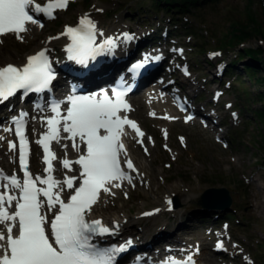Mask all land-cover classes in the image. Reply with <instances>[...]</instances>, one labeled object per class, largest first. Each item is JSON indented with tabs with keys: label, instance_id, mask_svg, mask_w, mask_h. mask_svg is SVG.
Listing matches in <instances>:
<instances>
[{
	"label": "snow or ice",
	"instance_id": "6c2138e0",
	"mask_svg": "<svg viewBox=\"0 0 264 264\" xmlns=\"http://www.w3.org/2000/svg\"><path fill=\"white\" fill-rule=\"evenodd\" d=\"M68 3L69 0H46L44 4L36 0H0V36L14 34L22 41L21 34L28 32L30 26L43 28L42 18L55 19V13L66 10ZM60 36L69 41L64 49L67 59L85 67L98 56L111 54L120 43L135 38L133 34L122 33L98 42L104 33L87 13L79 17L76 25H65ZM48 52L49 49L43 48L29 55L22 65L0 64V105L17 93L23 99L32 93L51 91L56 72ZM160 58L145 57L131 71ZM122 87L89 94L73 92L64 101L53 99L35 104L39 112L51 113L41 116L45 130L35 141L43 151L44 175L33 176L29 168L28 113L21 111L10 118V126L2 127L16 137L8 141V148L17 154L23 178L0 169V264H115L118 254L131 245L130 239L118 246L95 243V237L114 235L119 224L109 226L102 219L89 218L102 193L114 195L112 189L121 188L124 182L133 185V180L142 175L122 139L129 135L124 131L125 125L130 126L140 138L136 143L144 147L143 131L126 114L130 105ZM191 119L192 116L186 117V121ZM62 140L71 141L73 151L78 154L75 160L68 159V145L61 144ZM148 140L151 142V137ZM53 142L65 150L60 161L62 168L72 172V166L78 165V174H65L62 180L52 175L53 161L57 159ZM144 151L147 154L148 149L144 147ZM223 247L222 242L217 243L218 249ZM164 264H195V261L188 255L186 259L169 258Z\"/></svg>",
	"mask_w": 264,
	"mask_h": 264
},
{
	"label": "rangeland",
	"instance_id": "374dc122",
	"mask_svg": "<svg viewBox=\"0 0 264 264\" xmlns=\"http://www.w3.org/2000/svg\"><path fill=\"white\" fill-rule=\"evenodd\" d=\"M153 2L155 0H75L66 10L58 13L56 21H48L43 28H38L40 32L36 41L30 40L25 34L24 41H18L11 35L5 37L0 42V54L14 61L15 56L33 51L44 43L47 35L60 31L64 22L73 23L84 11L90 12L105 27L127 24L133 28L141 26L145 29L146 26H158V20L162 14L159 13V17H157L155 13H152L148 5ZM161 3L165 4L163 0ZM193 12L199 14V19L191 13L190 15L187 13L176 14L175 17L181 21L180 26L184 24L185 27H189L191 25V30L184 31V35L195 32L202 35L203 51H196L192 47L195 42L192 36L179 37L182 42L189 43L187 45L190 52L187 56L194 73L191 78L194 85L196 80L203 82L205 77L213 76L214 64H208L205 60L207 50L220 48L224 59L229 61L233 59L237 51L241 50L240 47L260 45L263 51L258 56H264V43L261 42L258 35L253 34V29L258 24L264 28V3L262 0L206 1L194 8ZM184 15L186 16L184 17ZM251 17L256 20V23L251 21ZM164 18L168 21V16ZM246 24L250 28L252 27L253 35L246 37L245 42L239 45V40L233 35L236 31L233 26L239 28ZM143 25L146 26L143 27ZM58 44L57 41L56 45ZM220 57H216V59ZM258 66L255 74L264 75L262 60L258 61ZM240 76L237 77V80L232 81V87L237 93L229 89L221 97V105L225 101H232L233 109L240 111V117L236 122L228 119V112L221 114L227 119L226 129H239L237 136L232 137L231 132L228 133L231 141L227 147L216 143L211 133L202 129L196 122L183 124L177 120L169 126L170 137L166 140L172 148L169 153L162 148L161 143L165 139L161 136L160 127L165 122H159L148 115V111L157 105L153 108L147 106L137 109L136 116L143 121L149 132L153 133L156 138V144L150 145L151 150L148 156L141 151L140 153L145 156H143L142 163L151 164L155 170L157 184L155 183L153 186L150 184L149 188L137 186L136 189H131L128 192L127 197L121 193L122 196L115 200L111 208L118 209L122 201L126 202L127 207L133 205L139 207L144 204L149 206L151 204L147 202L152 201L159 205L164 200L156 199L158 192L161 193L169 186L179 187V193L175 195H188V200L184 203L179 201L180 206L177 211L161 213L157 219L147 221L152 225V230L167 228L169 231L180 233L178 230L184 226L183 229L189 230V233L183 237L199 241L202 239L208 247L207 252H211L212 240L208 238L209 234L205 231L204 224L202 222L198 224L197 218L200 212H196L198 211L196 201L206 188L224 186L228 188L233 197V207L236 211L235 219H232L230 224L229 233L234 237L231 238V243L234 244L235 241L240 243L244 252L250 253V256L256 259V264H264V120H260L252 108L241 109V102L248 101L249 97L253 98L259 89H264V84L255 82L248 75L244 76V73H241ZM209 87H211L210 84L206 87L208 91L202 92L204 98L201 103L209 100L211 94ZM261 104L260 101L250 102V106L253 108H258ZM179 134L186 135L185 146L179 142ZM4 150L5 145L0 144V163L8 165L11 160L5 156ZM165 162H169V166H166ZM136 192L139 193V196ZM136 210L134 207L133 212L135 213ZM181 212H186L184 217L180 216ZM147 221H144L142 226L137 225L132 229L144 228L143 225H146ZM192 223L196 225H191ZM219 257V254H213L212 258L205 263L221 264L222 261ZM239 260L242 261V257Z\"/></svg>",
	"mask_w": 264,
	"mask_h": 264
},
{
	"label": "bare ground",
	"instance_id": "6f19581e",
	"mask_svg": "<svg viewBox=\"0 0 264 264\" xmlns=\"http://www.w3.org/2000/svg\"><path fill=\"white\" fill-rule=\"evenodd\" d=\"M104 31V36H107L108 34H115V32L117 33H121L124 30H128V26L127 25H122L121 27H119L118 25H108L107 27H102ZM40 29H38L36 26H30V30L28 32H26V36L32 40V41H36L37 35L39 34ZM9 35V34H8ZM66 38L64 36H60V41L61 43L65 44L66 42ZM54 41L50 42L49 44H52L54 46ZM43 46H47L45 43L42 45H39L38 47H36L33 51H31L30 53L38 50L39 48H44ZM27 58V54H19L18 56H15L14 61L9 60L6 58L5 55L0 54V64L5 63V62H12V63H17V64H23L26 61ZM139 101V98L138 100ZM144 107V106H143ZM166 125H170L171 122H166ZM134 144V143H133ZM131 152H132V156H130V158L132 159V161L135 162L136 166L139 168V173L142 174L139 177H136L134 180L137 179H148L149 183L151 184V186H153L156 183V177H155V170L153 169V167L147 166L145 164L142 163V159L143 157L141 156L140 152H139V146L138 145H132L131 146ZM153 161V159H152ZM139 165V166H138ZM133 176H136L135 173L132 174ZM157 184V183H156ZM159 185V184H158ZM159 187V186H158ZM179 187L176 186H169L167 187L164 191H161V193H157V198L156 199H165V201L162 203L163 207L161 208L162 211L166 210L168 208V199L169 197L179 193ZM114 195H108V194H101V198L99 200V202L94 205V208L92 210L91 215L94 217H103L106 219L107 222H113L115 220H117L118 222H120L121 224H141V222L144 219V212L149 209V208H155L157 205L155 203L157 202H147L150 203L151 205L149 206H139L137 207L136 205L133 206H129L127 207L126 202L122 201L121 205L118 207V209H112L111 205L113 204V202L115 201L116 197L119 196V192L115 191L113 192ZM137 193V192H136ZM143 193H145V191H143ZM137 196H139V193H137ZM179 201H181L182 203H184L185 201L188 200V195H178ZM156 199H154L156 201ZM103 201H106V203H103ZM144 203V202H143ZM136 208V212H133V208ZM158 212V211H157ZM156 212V213H157ZM154 217V216H153ZM152 218V217H151ZM149 219V218H147ZM131 225V224H130ZM148 231L150 230V226L148 225ZM147 231V234H148ZM165 232V230L161 229L155 233H152L151 236L153 237H159L160 235H163ZM207 249L206 245H203V252L201 254H199V260L201 263H203L205 260H209L210 256H206L205 253H207L205 250Z\"/></svg>",
	"mask_w": 264,
	"mask_h": 264
},
{
	"label": "trees",
	"instance_id": "16d2710c",
	"mask_svg": "<svg viewBox=\"0 0 264 264\" xmlns=\"http://www.w3.org/2000/svg\"><path fill=\"white\" fill-rule=\"evenodd\" d=\"M170 1L176 2L177 8H185V7H188L192 4H194L198 0H170ZM262 3H264V0H262ZM157 4H160V1H157ZM169 6L171 7L170 4H169ZM251 21L256 23V20L253 17H251ZM233 28L236 30L233 35L239 41H243V40H245L246 37H250L253 34H255V35H258L260 37V39L264 42V28L260 24H258L253 29V31H254L253 34L251 32L252 27L250 28L247 24L242 25V27H239V28L236 26H233ZM262 51H263V49H261L259 46H256V47L244 48L243 51H240V54H247L248 57L253 62H256V63L259 60H262V62L264 64V56L263 57L258 56V54ZM243 67L245 68L247 75L251 79L255 80V82H257V83L264 84V75L258 76L254 73V70L259 67L258 64H245ZM254 97L257 99H260L263 102L262 107L260 109H258L257 115L260 118V120L261 119L264 120V89H259L257 94H255ZM250 99H251V97L248 98V100H250ZM246 103H248V102L245 101L244 105H246Z\"/></svg>",
	"mask_w": 264,
	"mask_h": 264
},
{
	"label": "water",
	"instance_id": "95a60500",
	"mask_svg": "<svg viewBox=\"0 0 264 264\" xmlns=\"http://www.w3.org/2000/svg\"><path fill=\"white\" fill-rule=\"evenodd\" d=\"M175 200L177 204V198ZM231 202L232 199L227 188L214 186L203 191L198 204L210 208H228Z\"/></svg>",
	"mask_w": 264,
	"mask_h": 264
}]
</instances>
